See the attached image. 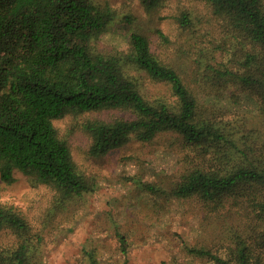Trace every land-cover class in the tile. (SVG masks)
Wrapping results in <instances>:
<instances>
[{
  "label": "trees",
  "instance_id": "obj_1",
  "mask_svg": "<svg viewBox=\"0 0 264 264\" xmlns=\"http://www.w3.org/2000/svg\"><path fill=\"white\" fill-rule=\"evenodd\" d=\"M204 1L233 32L260 47L259 52L245 55L240 64L243 71L211 66L208 83L239 92L264 118V0ZM141 2L151 13L165 0ZM115 19L109 6L93 0H0L1 181L13 184L19 172L52 187L60 202L92 192L54 122L68 114L112 110L130 114L86 125L92 139L90 155L103 157L131 140L150 143L162 133L177 134L194 151L210 155L215 166L197 162L190 166L173 190L176 198H198L215 206L225 204L227 198L248 200L258 209L256 231L233 235L228 257L197 247H185L187 253L214 264H264V201L258 198L264 190V149L256 150L241 123L220 119V106L202 107L179 72L153 54L143 34L130 36L126 54L98 51L95 39ZM178 23L187 30L192 19L182 14ZM129 65L169 84L178 107L147 102L137 81L125 71ZM5 229L15 234L17 245L0 249V264H36L40 239L33 241L26 220L2 208L0 232ZM119 240L127 256L126 239L119 235ZM85 258L88 264H99L92 252H86Z\"/></svg>",
  "mask_w": 264,
  "mask_h": 264
},
{
  "label": "rangeland",
  "instance_id": "obj_2",
  "mask_svg": "<svg viewBox=\"0 0 264 264\" xmlns=\"http://www.w3.org/2000/svg\"><path fill=\"white\" fill-rule=\"evenodd\" d=\"M93 1L109 6L116 15L115 22L95 39L98 51L126 54L130 36L143 34L153 54L179 72L202 107L220 106V119L241 123L256 150L264 149V118L254 113L239 92L208 83L211 66L243 71L240 64L245 55L259 52V46L233 32L204 0H165L151 13L141 0ZM182 14L192 19L187 30L178 23ZM125 71L137 81L147 102L178 107L169 84L152 80L131 65ZM129 117L112 110L68 114L54 122L78 171L93 186L82 197L60 202L52 187L19 172L13 184L0 179V209H12L23 217L33 241L40 239L36 264H88L86 252L94 253L99 264H214L188 254L185 247L209 249L225 258L233 246V235L256 231L258 209L252 201L227 198L225 204L215 206L172 194L196 162L215 166L210 155L194 151L175 133H162L150 143L131 140L103 157L90 155L89 122ZM258 198L264 201V190ZM119 235L126 239L127 256L121 251ZM16 245L12 231L0 232V249Z\"/></svg>",
  "mask_w": 264,
  "mask_h": 264
}]
</instances>
